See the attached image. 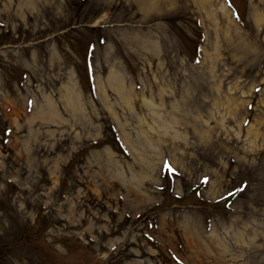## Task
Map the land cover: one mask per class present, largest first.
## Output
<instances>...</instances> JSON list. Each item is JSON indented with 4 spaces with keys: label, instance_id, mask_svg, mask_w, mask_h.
I'll return each instance as SVG.
<instances>
[{
    "label": "rangeland",
    "instance_id": "obj_1",
    "mask_svg": "<svg viewBox=\"0 0 264 264\" xmlns=\"http://www.w3.org/2000/svg\"><path fill=\"white\" fill-rule=\"evenodd\" d=\"M0 264H264V0H0Z\"/></svg>",
    "mask_w": 264,
    "mask_h": 264
},
{
    "label": "bare ground",
    "instance_id": "obj_2",
    "mask_svg": "<svg viewBox=\"0 0 264 264\" xmlns=\"http://www.w3.org/2000/svg\"><path fill=\"white\" fill-rule=\"evenodd\" d=\"M214 1V0H213ZM200 2V1H199ZM204 2V1H203ZM227 8V7H226ZM223 10H224V12L226 11V9L223 7ZM254 14H256V12L254 13ZM256 16V15H255ZM262 18V17H261ZM119 86H121V85H119Z\"/></svg>",
    "mask_w": 264,
    "mask_h": 264
},
{
    "label": "trees",
    "instance_id": "obj_3",
    "mask_svg": "<svg viewBox=\"0 0 264 264\" xmlns=\"http://www.w3.org/2000/svg\"><path fill=\"white\" fill-rule=\"evenodd\" d=\"M115 141L117 142L118 141V139L116 138V136H115ZM119 142V141H118Z\"/></svg>",
    "mask_w": 264,
    "mask_h": 264
},
{
    "label": "snow or ice",
    "instance_id": "obj_4",
    "mask_svg": "<svg viewBox=\"0 0 264 264\" xmlns=\"http://www.w3.org/2000/svg\"><path fill=\"white\" fill-rule=\"evenodd\" d=\"M170 171H171V169H170Z\"/></svg>",
    "mask_w": 264,
    "mask_h": 264
}]
</instances>
